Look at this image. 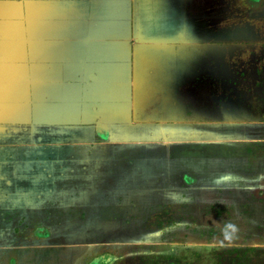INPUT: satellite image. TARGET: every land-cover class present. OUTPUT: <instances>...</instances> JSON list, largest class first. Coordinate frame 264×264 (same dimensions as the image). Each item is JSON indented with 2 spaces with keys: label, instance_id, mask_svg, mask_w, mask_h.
Masks as SVG:
<instances>
[{
  "label": "crops",
  "instance_id": "crops-1",
  "mask_svg": "<svg viewBox=\"0 0 264 264\" xmlns=\"http://www.w3.org/2000/svg\"><path fill=\"white\" fill-rule=\"evenodd\" d=\"M235 3L0 0V264L135 262L157 244L138 205L264 191V0H246L248 104L216 89Z\"/></svg>",
  "mask_w": 264,
  "mask_h": 264
},
{
  "label": "rangeland",
  "instance_id": "rangeland-1",
  "mask_svg": "<svg viewBox=\"0 0 264 264\" xmlns=\"http://www.w3.org/2000/svg\"><path fill=\"white\" fill-rule=\"evenodd\" d=\"M235 2L232 6H220L221 53L213 55L220 60L221 88L216 89L220 91L223 105L230 101L248 104V60H251L248 54V5L246 0ZM207 10L212 12L214 8L205 7L204 13L208 16ZM213 24L206 23L210 27ZM211 56L204 55L205 63L212 61ZM250 69V76L256 73L258 77L260 64H254ZM204 77L211 82L214 75L207 70ZM207 89L211 92L213 85L209 83ZM196 102L200 113L210 114L213 100L207 96ZM229 113L231 117L244 114L239 103ZM173 200V203H167L169 209L163 208L164 204L138 205L128 212L127 217L137 226L133 231L135 235L142 238L141 241L152 237L158 245L138 246L135 253H139V259L137 255L135 262L128 259L122 264H264V191L222 192ZM96 251L78 248L76 257L81 261L77 264H86L85 254ZM157 252L165 255L156 257Z\"/></svg>",
  "mask_w": 264,
  "mask_h": 264
}]
</instances>
